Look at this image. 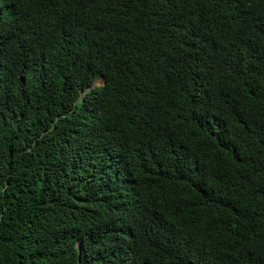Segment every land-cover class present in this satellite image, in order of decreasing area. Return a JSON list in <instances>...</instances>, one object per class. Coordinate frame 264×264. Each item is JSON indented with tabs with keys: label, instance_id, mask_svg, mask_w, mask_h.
Segmentation results:
<instances>
[{
	"label": "trees",
	"instance_id": "obj_1",
	"mask_svg": "<svg viewBox=\"0 0 264 264\" xmlns=\"http://www.w3.org/2000/svg\"><path fill=\"white\" fill-rule=\"evenodd\" d=\"M0 264H264V0H0Z\"/></svg>",
	"mask_w": 264,
	"mask_h": 264
},
{
	"label": "clouds",
	"instance_id": "obj_2",
	"mask_svg": "<svg viewBox=\"0 0 264 264\" xmlns=\"http://www.w3.org/2000/svg\"><path fill=\"white\" fill-rule=\"evenodd\" d=\"M213 1H215V0H213ZM181 6L184 7V4H181ZM211 10L212 9H210V8L204 10L202 15H207V17H205L204 21L194 20V23H193V25H195V28L197 29L198 32L196 34H194L193 39L191 40L190 44L192 45V47L196 46L195 48H197L199 46L203 47V56L206 53L204 46L207 45V41H206V38H205L204 32H203V27L205 26L203 23L208 22V23L212 24V20L214 18L211 16ZM202 60H205V63H208V60H206L205 58H202ZM102 84H104V77L103 76L95 79L94 85H102ZM198 110L199 109L193 110L195 116L198 119L204 117L205 111L199 110V111H201V113H196V111H198ZM169 124H170V121H168L166 125L164 123H162L160 125V129L165 133V128H167V126H169Z\"/></svg>",
	"mask_w": 264,
	"mask_h": 264
},
{
	"label": "rangeland",
	"instance_id": "obj_3",
	"mask_svg": "<svg viewBox=\"0 0 264 264\" xmlns=\"http://www.w3.org/2000/svg\"><path fill=\"white\" fill-rule=\"evenodd\" d=\"M98 83V82H97Z\"/></svg>",
	"mask_w": 264,
	"mask_h": 264
}]
</instances>
